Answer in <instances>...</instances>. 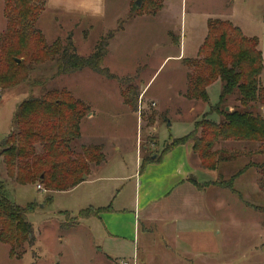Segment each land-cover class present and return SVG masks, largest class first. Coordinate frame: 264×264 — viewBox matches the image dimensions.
Returning a JSON list of instances; mask_svg holds the SVG:
<instances>
[{"label": "rangeland", "instance_id": "obj_1", "mask_svg": "<svg viewBox=\"0 0 264 264\" xmlns=\"http://www.w3.org/2000/svg\"><path fill=\"white\" fill-rule=\"evenodd\" d=\"M125 1L132 19L140 15L158 16L157 21L146 20L130 26L125 35L116 37L120 30L115 34L110 55L103 63L115 79L83 70L49 80L54 68L47 64L35 68L29 83L0 93V142L10 133L16 106L30 95V91L33 96H39L42 90H65L89 108V113L81 121L80 139L73 144L74 149L79 151L81 147L98 144L109 148L105 153L106 165L99 173L68 192L38 191L35 184L17 186L8 178L4 179L6 175L0 169V181L6 184L9 200L21 208L30 204L35 206V211L27 216L35 237L32 247L24 246L18 250L20 257L17 258L10 256L9 247L0 243V264H180L170 260L178 261L176 256L173 258L178 248L169 247L170 241L165 239L162 230L148 226L143 220L134 244L108 237L105 228L108 224L116 233H130L136 195L138 198V191L137 194L134 191L135 174L143 172L146 165H152L156 171H166L164 167L159 168L164 148L170 141L189 135L194 122L202 115L209 114L212 122L219 121L216 114H210L211 108L218 103L219 83L209 87L206 105L182 102L178 92L185 87L187 67L176 58L177 49H163L160 42L163 28L173 31L175 41L180 42L184 38L187 43L192 42L202 29L206 35L203 18H220L214 16V0H165L160 5L152 0H142L136 12L131 9L136 0H106V15L102 21H83L79 27L69 29V22L57 14L55 16L61 24L59 28L53 14L48 12L42 22L45 37L36 24L35 28L47 46L65 41L70 33L64 31L60 38L50 42L59 36L62 29L73 30L71 34L76 42V52L87 56L99 39L123 29L128 23V17H123ZM165 3L167 7L161 12ZM239 5L243 9L247 6L245 3ZM248 10L254 20L259 21L263 15L261 8ZM114 21H117L116 25ZM5 26L3 1L0 0V35ZM127 87L134 88L138 95L136 110L123 104L121 93ZM228 107L231 110L234 104L230 102ZM258 113L264 116L261 109ZM114 148L117 151H112ZM215 150L225 152L227 158L234 156L219 166L223 181L248 164L252 166L234 183L239 196L227 190H222L221 197L219 193L212 192L218 197V204L220 200L221 210L211 211V215H215V224L207 218L202 220L201 228L205 234L201 239L205 241V249L201 247V250L205 257L194 264H264V178L260 174V167L264 164V146L225 142L218 144ZM153 156L161 160L151 163ZM137 158L140 161L138 168ZM126 177L132 179L120 181ZM119 193L111 206L115 210L122 206L127 212L100 216V219H78V226L75 225L80 211L92 206L97 209L96 206L103 204L108 206ZM48 198L51 202L46 203Z\"/></svg>", "mask_w": 264, "mask_h": 264}, {"label": "trees", "instance_id": "obj_2", "mask_svg": "<svg viewBox=\"0 0 264 264\" xmlns=\"http://www.w3.org/2000/svg\"><path fill=\"white\" fill-rule=\"evenodd\" d=\"M2 1L6 26L0 35V93L29 83L35 68L47 64L54 68L49 80L83 70L115 79L103 62L111 40L121 29L99 39L89 55L81 56L71 37L47 46L35 28L44 11L45 0ZM152 1L160 5L165 0ZM131 9L139 11L136 6ZM132 18L130 13L127 21ZM206 29L196 58L183 61L187 67L184 98L206 105L209 87L219 83L218 103L210 111L219 121L212 122L209 114L202 115L194 122L189 135L166 145L162 156L175 147L190 144L200 168L214 172L228 158H234L216 151L218 144L233 142L264 146V116L258 113L264 107V60L258 39L244 36L230 22L209 19ZM121 96L125 106L136 110L138 95L134 88H125ZM230 102L234 107L226 111V108L230 109ZM88 113L89 108L65 90H42L39 96H33L30 91V95L16 106L10 133L0 142V157L8 180L17 186L35 184L47 193L68 192L83 183L90 167H98L104 162L101 146L81 147L79 151L73 146L80 139V124ZM251 166L248 164L227 181L219 176L208 186L239 196L234 183ZM260 174L264 178V164ZM49 202L50 198L46 200ZM34 211V205L21 208L9 200L6 184L0 181V243L9 247L10 256L19 258L17 251L24 246L30 248L35 242L32 226L27 220ZM101 212L102 209L82 210L75 218V225H78V219L98 217Z\"/></svg>", "mask_w": 264, "mask_h": 264}, {"label": "crops", "instance_id": "obj_3", "mask_svg": "<svg viewBox=\"0 0 264 264\" xmlns=\"http://www.w3.org/2000/svg\"><path fill=\"white\" fill-rule=\"evenodd\" d=\"M244 3L247 4L245 9L241 8L239 5ZM166 4L167 3H165L164 7L161 9V12L166 9ZM214 4V16L220 17L217 18L218 20L228 21L235 27L239 28L244 36L250 38L255 37L258 39V48L264 60V0H214ZM106 8V0H45L44 11L38 17L36 26L42 33V22L45 15L49 12L53 14L55 23L59 28H61V24H59V20L55 16L57 14L62 16V18L64 17L65 20L69 22V29H75L79 27L83 21H102L106 15ZM249 8H261L263 15L259 21L256 19L254 20L248 10ZM129 14L130 10L125 1V12L123 17L127 18ZM157 16L158 15L154 17H146L140 15L135 17L117 33L116 37L118 35H125L127 28L130 26L144 23L146 20H151L150 22H152V20L157 21ZM209 19L210 18H203L204 29L205 23ZM117 21H114L115 25ZM61 31L63 33L61 32L59 36H55V39L50 42H54L60 38L65 31L70 33L67 35L66 39L71 37L72 43L77 51L76 42L73 38L74 36L71 34L73 30L68 31L67 29H62ZM245 31L247 33H245ZM204 33L203 29L200 30L196 39L187 43L185 41L186 38H184L182 42L175 41L173 31L168 28H163V39L160 41L161 48L171 51L177 49L175 52L177 54L176 58L180 59L182 63L186 59H195L198 49L206 36ZM114 39L115 36L108 46V52L105 59L108 55H110L109 50ZM46 41L49 42L48 40ZM155 47L159 46L155 45ZM155 47H153V49ZM186 89L187 84H185V87L178 92V95L182 98V102L184 100L185 102L191 103L184 98ZM96 146H101L104 162L98 167L91 166L89 174L84 178L83 183H85L94 174H98L99 170L106 165L105 153L109 148L105 147L103 144H98ZM112 151H117V149L114 148ZM158 159L159 158L157 157L155 160H151V163L158 161ZM161 159H159V161H162L159 168L164 167L166 171H156L153 169L152 165H146L143 172L140 171L138 175L135 174L134 191L136 194L138 191V198L136 195V200L133 205V219L131 218L130 221V225L132 226L131 232L128 234L116 233L111 230L108 224H106L107 228H105V232L108 237H117L124 241H131L134 244L136 236L138 237L139 224L141 220H143V222H145L148 226L157 227L162 230V234H164L165 239L170 241L169 247H173L174 249L175 247L178 248V252L173 254V258L176 256L178 261L172 258H170V260L174 261V263L194 264L195 262L197 263L198 260L202 259V257H205V253L201 250V247L205 249V241L204 239H201L202 235L205 234L201 228L203 225L202 220L207 218L215 224V215L213 214L212 216L211 211L216 213L218 209L221 210L220 200L218 204V197L216 194L213 195L212 192H216L217 194L219 193L220 197L222 196L221 189L215 188L211 185L203 188H197L196 185L203 186L207 182L212 183L215 181L216 178L221 176V168L219 167L218 171L214 172L202 170L199 166V160L192 153L190 144L173 148ZM138 162L140 161L137 158V168L139 166ZM0 169H2L1 172H4L3 174L6 175L1 157ZM139 170H141V166ZM190 176H193L195 181H192L189 178ZM4 179H7V176ZM131 179L132 177H126L120 179V181H130ZM119 196L120 193L114 196L111 204L108 206H104V204L103 206L98 205L96 206L97 209H94L95 206H92L91 208L93 210L102 209L99 216L94 218L100 219V216L109 217L115 213L127 212L126 208L122 206H119L117 210L112 208L111 205L116 202ZM110 199L111 198L107 200V203H109Z\"/></svg>", "mask_w": 264, "mask_h": 264}, {"label": "water", "instance_id": "obj_4", "mask_svg": "<svg viewBox=\"0 0 264 264\" xmlns=\"http://www.w3.org/2000/svg\"><path fill=\"white\" fill-rule=\"evenodd\" d=\"M141 3H142V0H136L135 1V6L137 7V8H139L140 6H141ZM226 111H228L229 109L228 108H226L225 109ZM157 157L156 156H153L152 158H151V160H155ZM85 177H83V179H84ZM192 181H195V178L193 177V176H190L189 177Z\"/></svg>", "mask_w": 264, "mask_h": 264}, {"label": "built area", "instance_id": "obj_5", "mask_svg": "<svg viewBox=\"0 0 264 264\" xmlns=\"http://www.w3.org/2000/svg\"><path fill=\"white\" fill-rule=\"evenodd\" d=\"M261 110H262V112L264 113V107H263ZM37 190L42 191L41 188H40L39 186H37ZM118 264H128V263H126V262H121V263H118Z\"/></svg>", "mask_w": 264, "mask_h": 264}]
</instances>
